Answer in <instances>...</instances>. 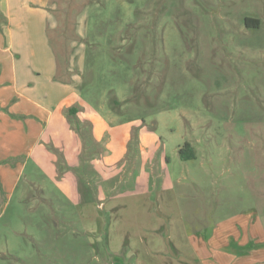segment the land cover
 Instances as JSON below:
<instances>
[{
	"label": "rangeland",
	"instance_id": "rangeland-1",
	"mask_svg": "<svg viewBox=\"0 0 264 264\" xmlns=\"http://www.w3.org/2000/svg\"><path fill=\"white\" fill-rule=\"evenodd\" d=\"M65 6L61 31L84 52L76 107L106 132L99 142L67 111L66 126L45 131L47 142L58 131L51 148L18 160L0 264H193L187 247L264 227V0ZM79 14L83 41L72 30ZM185 144L195 159H181Z\"/></svg>",
	"mask_w": 264,
	"mask_h": 264
},
{
	"label": "crops",
	"instance_id": "crops-1",
	"mask_svg": "<svg viewBox=\"0 0 264 264\" xmlns=\"http://www.w3.org/2000/svg\"><path fill=\"white\" fill-rule=\"evenodd\" d=\"M68 1L0 0V221L24 174L26 162L18 160H29L39 146L44 151L51 148L47 145L56 139L58 128L48 142L44 141L45 131L51 125L66 126L67 111L77 110L72 116L74 119L82 116L76 101L81 95L78 69H81L79 63L83 62L84 52L78 49L74 52L76 41L71 38L68 43V27L61 31L58 13L61 5L69 12L70 7L65 6ZM247 19H253L250 25H260L258 19ZM72 30L81 41L85 40L86 18L79 14ZM59 45H71L73 53L60 54ZM63 58L64 64H61ZM80 119L83 120L81 126L93 124L101 142V132H106L104 121L93 117ZM80 145L79 142L78 148ZM68 162L71 164L70 160ZM28 194L24 191L22 196ZM242 233L240 240L225 238L219 240L220 245L208 248L187 247L196 255L192 263L262 264L258 257L264 259V248L255 249L254 244L264 242V227L250 226L249 236ZM174 264L186 263L177 260Z\"/></svg>",
	"mask_w": 264,
	"mask_h": 264
},
{
	"label": "trees",
	"instance_id": "trees-1",
	"mask_svg": "<svg viewBox=\"0 0 264 264\" xmlns=\"http://www.w3.org/2000/svg\"><path fill=\"white\" fill-rule=\"evenodd\" d=\"M247 24H249V22H253V19H246ZM256 22H258L256 20ZM77 110L76 109H71L69 111L70 116H74L76 114ZM179 154L182 160H192L196 158V153L195 150L193 149V147L190 144H185L180 150H179Z\"/></svg>",
	"mask_w": 264,
	"mask_h": 264
}]
</instances>
